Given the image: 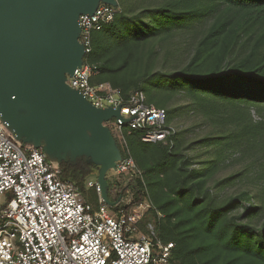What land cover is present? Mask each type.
I'll list each match as a JSON object with an SVG mask.
<instances>
[{"label": "trees", "instance_id": "16d2710c", "mask_svg": "<svg viewBox=\"0 0 264 264\" xmlns=\"http://www.w3.org/2000/svg\"><path fill=\"white\" fill-rule=\"evenodd\" d=\"M116 10L91 34L90 84L141 92L146 105L166 111L168 125L189 113L211 132L187 143L177 131L165 146L124 127L128 152L113 137L136 173L105 179L109 202L127 189L133 206L148 199L153 208L140 228L153 224L160 241L173 244L167 264H264V201L253 203L249 191L220 195L236 175L217 179L230 150L264 156V0H117ZM198 150L202 158L189 153ZM59 168L96 209L87 187L96 167L68 156Z\"/></svg>", "mask_w": 264, "mask_h": 264}, {"label": "built area", "instance_id": "2783aa9c", "mask_svg": "<svg viewBox=\"0 0 264 264\" xmlns=\"http://www.w3.org/2000/svg\"><path fill=\"white\" fill-rule=\"evenodd\" d=\"M116 11L100 4L92 15L79 17L83 62L65 83L95 108H120V116L130 120L113 119L122 142L126 127L138 132L142 143L172 146L177 130L167 124L163 108L146 105L141 92L126 96L106 84H90L94 73L85 59L91 34L111 23ZM113 173L135 174L132 158H122ZM87 187L95 189L96 209L60 178L59 166L41 149L20 143L0 119V264H167L173 244H163L153 224L145 231L140 228L144 214L153 208L147 200L133 206V193L126 191L106 205L96 182Z\"/></svg>", "mask_w": 264, "mask_h": 264}, {"label": "water", "instance_id": "95a60500", "mask_svg": "<svg viewBox=\"0 0 264 264\" xmlns=\"http://www.w3.org/2000/svg\"><path fill=\"white\" fill-rule=\"evenodd\" d=\"M100 4L117 7L116 0H0V119L49 162L53 154L58 166L68 156L96 165L100 197L111 205L105 179L121 154L106 123L130 120L120 108L93 107L65 83L83 62L78 19Z\"/></svg>", "mask_w": 264, "mask_h": 264}, {"label": "rangeland", "instance_id": "374dc122", "mask_svg": "<svg viewBox=\"0 0 264 264\" xmlns=\"http://www.w3.org/2000/svg\"><path fill=\"white\" fill-rule=\"evenodd\" d=\"M176 48H181V41L176 42ZM183 105H186V103L179 104L178 107H181ZM177 107V108H178ZM253 118L255 120H259V116L256 115L254 112H252ZM262 121L264 120V112L262 113ZM115 121L112 119L109 122L106 123V126L111 131L112 135L118 140L121 148H126V145L120 138L117 137L115 133ZM174 128L178 132H186L185 138L187 140V143L193 142L195 140L201 139L204 136H207L211 129L205 124V122L199 117L195 116V114H181L178 118H176L172 122ZM18 138V137H17ZM205 151L198 150L197 153L189 152L190 155H198L202 158ZM206 157H203L205 159ZM50 163L54 165H58L59 160L56 155L49 154ZM96 167V165H93ZM96 171V170H95ZM95 171H91L88 176V181L95 183L97 181V174H95ZM230 175H236V179L234 180L233 185L228 186L227 188L223 189V191L220 192V195H235L241 191H249L251 195L253 196V203H258L264 201V156L257 154L256 152H247L242 153L240 150H230L225 155V162L223 163L222 171L221 173L217 174V179H223ZM116 174L113 173V171H109L106 175V178L112 179ZM125 178H120L119 180L123 182V180L129 178V175L124 176ZM89 189V188H88ZM126 191H129L132 193L129 189ZM126 191L123 194H126ZM219 192V191H218ZM217 193V191H215ZM90 195V194H89ZM144 200L148 199L145 197ZM149 202V201H148ZM150 203V202H149ZM151 204V203H150Z\"/></svg>", "mask_w": 264, "mask_h": 264}]
</instances>
